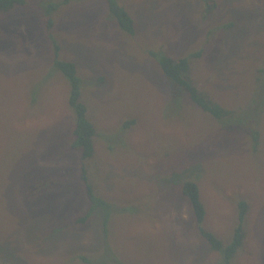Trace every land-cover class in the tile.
Listing matches in <instances>:
<instances>
[{
    "label": "rangeland",
    "instance_id": "374dc122",
    "mask_svg": "<svg viewBox=\"0 0 264 264\" xmlns=\"http://www.w3.org/2000/svg\"><path fill=\"white\" fill-rule=\"evenodd\" d=\"M24 1L0 13V264H222L199 226L230 242L241 201L229 264H264V0H116L133 34L106 0L49 13L61 0ZM159 54L190 58V79L226 117L192 102ZM55 58L75 64L95 128L84 161ZM83 167L108 202L80 224L92 205Z\"/></svg>",
    "mask_w": 264,
    "mask_h": 264
},
{
    "label": "trees",
    "instance_id": "16d2710c",
    "mask_svg": "<svg viewBox=\"0 0 264 264\" xmlns=\"http://www.w3.org/2000/svg\"><path fill=\"white\" fill-rule=\"evenodd\" d=\"M70 1L72 0L49 2L47 4H43L42 6L45 8V11L49 13L51 11L57 10L61 5H66ZM106 2L109 7V11L115 17L120 28L130 34H133L134 22L126 9L121 6L116 0H106ZM24 3V0H0V13L7 12L15 5H23ZM52 26V21L48 20V27L51 28ZM54 47L56 50L55 54H57L58 45L54 43ZM159 56L160 57L158 61L163 73L170 79L173 84L178 85L184 91H186L188 97L192 102L198 105L203 111L209 112L216 119L223 120L224 117H226L229 111L225 110L218 103L207 99V97L201 91H199V89L193 83V80L190 79L188 75L191 61L190 58H172L164 54H159ZM53 66L61 71V73L66 77L69 83L68 104L75 114L72 147L80 150L81 161H84L85 159L91 157L93 154V137L95 135V128L92 122L87 118L86 106L80 99L81 81L77 76L76 66L73 62L55 58ZM254 138H256V134H254ZM81 164L82 163H80V165ZM80 179L83 182L87 198L89 200H92L91 207L77 218V223L84 224L90 217L91 212L96 208L99 207L104 211L103 208L104 206H106V202L108 201L105 202L104 199H102L100 196L98 197L97 195H95L90 183L87 180L85 167L82 168ZM182 192L190 201L197 224L201 223L205 214V210L203 203L201 202L199 197V189L197 185L194 181L187 180L182 184ZM246 212L247 203L245 201H241L239 203V224L234 231V235L231 241L226 244L218 239L213 233L199 226V233L203 238L206 239L210 248L214 251H217L221 255L222 264H229L230 259H232L233 255L236 253L237 249L241 246L244 240L245 232L243 229V222ZM106 214L107 211L105 212V215L103 212V223H106Z\"/></svg>",
    "mask_w": 264,
    "mask_h": 264
}]
</instances>
